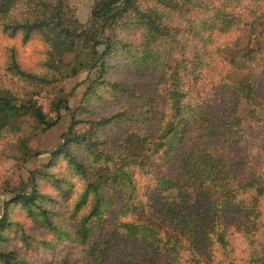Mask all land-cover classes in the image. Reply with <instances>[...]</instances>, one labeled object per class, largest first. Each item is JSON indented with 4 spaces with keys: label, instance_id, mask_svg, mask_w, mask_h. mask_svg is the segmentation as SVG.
Wrapping results in <instances>:
<instances>
[{
    "label": "rangeland",
    "instance_id": "rangeland-1",
    "mask_svg": "<svg viewBox=\"0 0 264 264\" xmlns=\"http://www.w3.org/2000/svg\"><path fill=\"white\" fill-rule=\"evenodd\" d=\"M55 1L0 13V97L55 123L0 129V264H264V0H120L104 37L66 0L57 50L23 29Z\"/></svg>",
    "mask_w": 264,
    "mask_h": 264
},
{
    "label": "trees",
    "instance_id": "trees-1",
    "mask_svg": "<svg viewBox=\"0 0 264 264\" xmlns=\"http://www.w3.org/2000/svg\"><path fill=\"white\" fill-rule=\"evenodd\" d=\"M15 0H2L0 2V13H5L7 8L10 4L14 3ZM65 1L66 0H56L55 7L52 10H49L48 7H43V11L41 13L42 19L40 21H36L33 25L26 24L23 26V29L26 30V35L28 36L30 32L35 29H42V30H50L51 33L54 34V39L52 43V47L57 50L59 46L58 41L61 39H72L77 40L84 37L87 32H80L77 29L79 25L76 21H66L63 16V10L65 8ZM120 0H95L92 11H91V18L92 23H99L100 27V35L104 37L105 30L109 28V26L114 22L116 17L123 12L118 9L117 5ZM126 4H130V0L125 1ZM103 41H95L93 43V56L94 58H100L99 53L97 52V47L102 45ZM105 45L107 42L104 43ZM16 101L6 97H0V129L7 125V122L10 118L21 115V114H28L33 117L39 124L43 126H52L55 123H48L45 116L43 115L42 111L37 108L35 105H31L30 103L17 106ZM62 106H64L67 110L68 105L63 100L60 102ZM60 107L56 109V114L59 116ZM67 141L68 135H65ZM66 148V143L60 146V150ZM65 150V149H64ZM34 173H31L30 180H34ZM36 187L33 186V191L35 192ZM17 200H21L25 203V205H34L35 199H33V195H17L15 197ZM4 219H0V226L3 224Z\"/></svg>",
    "mask_w": 264,
    "mask_h": 264
},
{
    "label": "clouds",
    "instance_id": "clouds-1",
    "mask_svg": "<svg viewBox=\"0 0 264 264\" xmlns=\"http://www.w3.org/2000/svg\"><path fill=\"white\" fill-rule=\"evenodd\" d=\"M9 43H13V42H9ZM15 43L17 44V46L19 45V38H17V40L15 41ZM33 47H36L37 49L40 48V45L39 44H32L30 43L28 48L26 49V56L24 58V63L25 64H31V63H35L36 60L40 59V57H32L31 61H29L27 59V56H31V52H32V48Z\"/></svg>",
    "mask_w": 264,
    "mask_h": 264
}]
</instances>
